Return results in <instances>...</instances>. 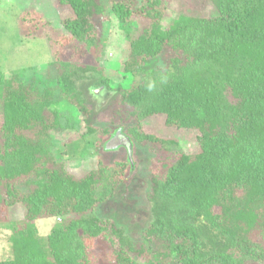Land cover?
<instances>
[{"label": "trees", "instance_id": "1", "mask_svg": "<svg viewBox=\"0 0 264 264\" xmlns=\"http://www.w3.org/2000/svg\"><path fill=\"white\" fill-rule=\"evenodd\" d=\"M211 2L215 16L177 13L164 23L162 0H57L73 13L62 37L88 51L101 46L94 18L106 10L117 17L128 40L123 72L141 77L128 87L113 85L97 63L63 59L56 28L38 13L20 15L26 35L48 40L56 80L42 90L0 68V224L10 230L12 254L0 264H264V0ZM135 17L147 22L139 32ZM92 88L114 92L117 122L97 120ZM62 100L94 138L88 142L97 165L82 176L53 152L65 130ZM154 116L165 127L196 132L199 151L174 149L176 139L146 131L144 120ZM123 126L161 155L151 169L150 220L138 246L95 214L131 169L125 159L100 156L103 136ZM17 204L23 218L10 220L7 211ZM42 218L56 220L45 236L36 225Z\"/></svg>", "mask_w": 264, "mask_h": 264}, {"label": "rangeland", "instance_id": "2", "mask_svg": "<svg viewBox=\"0 0 264 264\" xmlns=\"http://www.w3.org/2000/svg\"><path fill=\"white\" fill-rule=\"evenodd\" d=\"M167 11L163 19L164 23L177 13L193 16H215L217 9L211 0H162ZM107 5V0H102ZM26 11L41 15L43 21H48L56 28L55 37L64 41L61 56L79 63H97L105 70L111 78L112 84L128 87L131 83L139 82L141 77H133L123 72V61L127 56L128 40L124 29L121 27L117 17L106 10L103 15L94 18L96 37L101 43L100 48L87 50L75 40H65L63 20L72 17L73 13L69 7L61 6L57 0H0V68L6 78L14 73H19L22 80L27 84L38 86L42 90L47 86H54L56 71L50 66L53 61L52 48L48 40L42 36H28L19 23L20 15ZM132 29L141 31L147 22L135 17ZM35 22L33 25L40 24ZM31 25V27L33 26ZM39 25V26H40ZM38 25L36 26V28ZM41 27V26H40ZM45 30L46 27H41ZM169 53L165 52L159 58L158 65L163 67ZM91 100L98 111V119L106 121L115 120L116 104L114 105V92L106 88H92ZM63 111V123L65 130L55 139L54 155L65 163L66 168L76 176H82L97 165L98 154L95 144L88 141L93 136H85V124L77 109L65 101H60L59 107ZM3 113V100L0 88V114ZM99 127H105L108 123L97 121ZM144 128L150 133L163 138H173L179 143L174 149L186 153H197V133L194 131L165 127L159 117H150L144 120ZM102 138V136L100 135ZM100 156L106 159H125L131 164V169L125 182L117 189L112 198L98 206L95 214L101 218L110 219L116 226L122 228L127 236L137 246L141 241V233L150 220V202L148 194L151 188V169L157 165L160 151H155L149 145L135 143L125 132L123 127H116L108 137L103 136ZM24 207L12 206L7 213L10 220L23 218ZM55 223L54 218H42L36 220L40 235L45 236L50 232ZM10 230L0 224V260L11 257V246L9 243ZM144 263V259L138 258Z\"/></svg>", "mask_w": 264, "mask_h": 264}, {"label": "clouds", "instance_id": "3", "mask_svg": "<svg viewBox=\"0 0 264 264\" xmlns=\"http://www.w3.org/2000/svg\"><path fill=\"white\" fill-rule=\"evenodd\" d=\"M161 83H166L167 82V77H161ZM155 89V81L153 82H150L148 85H147V90L148 91H153Z\"/></svg>", "mask_w": 264, "mask_h": 264}, {"label": "crops", "instance_id": "4", "mask_svg": "<svg viewBox=\"0 0 264 264\" xmlns=\"http://www.w3.org/2000/svg\"><path fill=\"white\" fill-rule=\"evenodd\" d=\"M55 222H56V220H55ZM53 225H54V224H53ZM53 225H52V226H53ZM52 226H51V228H52ZM51 228H50V229H51Z\"/></svg>", "mask_w": 264, "mask_h": 264}]
</instances>
